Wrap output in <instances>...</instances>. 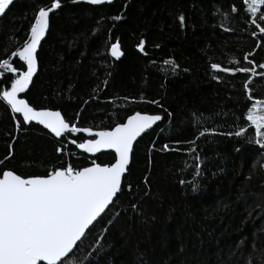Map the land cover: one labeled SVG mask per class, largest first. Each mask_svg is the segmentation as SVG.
<instances>
[{"label": "trees", "instance_id": "16d2710c", "mask_svg": "<svg viewBox=\"0 0 264 264\" xmlns=\"http://www.w3.org/2000/svg\"><path fill=\"white\" fill-rule=\"evenodd\" d=\"M51 3L15 0L6 10L0 18V60L10 58L15 67L25 69L11 52L27 38L38 7ZM233 5L236 13L230 12ZM181 12L183 28L176 18ZM121 14V20L112 19ZM249 19L243 0H113L102 5L62 0V8L50 14V28L38 49L37 73L21 96L38 109L59 110L69 122L93 130L111 128L136 111L163 117L135 142L127 175L134 189L139 187L132 203L144 196L148 178L150 195L139 204L144 216L133 215L130 209L121 212L101 238L103 250L99 245L93 249L111 218V213L102 214L79 246L78 259L92 252L88 264H137L143 253L148 264H233L237 258L230 253L243 237L245 256L252 251L253 233L264 225V217L257 210L247 218L245 209L256 200L252 193L264 191V149L254 143L255 129L247 114L254 104L264 107V87H256L264 79L253 78L249 97L244 83L250 73L210 68L211 63L232 68L264 63V47H256L258 41L264 45V35H250L258 30L245 22ZM117 38L124 53L119 59L108 51ZM140 39L146 41L147 55L137 48ZM253 50L249 60L255 63L249 64L243 56ZM165 60L179 65L178 74H172ZM13 78L11 73L0 77V90ZM152 100L163 108L144 102ZM17 119L22 118L0 100V159L12 144L13 157L6 167L18 174L44 175L52 165L64 166L68 151L74 167L87 166L91 159L113 160L110 151L88 156L71 145L60 155L55 149L63 138L35 123L17 133ZM240 127L246 129L245 135L227 134ZM205 129H215V134L199 137ZM12 136L17 137L14 142ZM71 138L82 141L86 136ZM193 140L196 153L190 154L187 149L193 145L187 142ZM165 144L180 150L163 151ZM197 154L202 161L198 177ZM180 180L186 183L181 185ZM241 190L246 201L237 199ZM128 195L124 193L121 204L129 203ZM262 246L264 232H258L257 248Z\"/></svg>", "mask_w": 264, "mask_h": 264}, {"label": "snow or ice", "instance_id": "6c2138e0", "mask_svg": "<svg viewBox=\"0 0 264 264\" xmlns=\"http://www.w3.org/2000/svg\"><path fill=\"white\" fill-rule=\"evenodd\" d=\"M80 0H72V3H79ZM90 5L111 4L113 0H85ZM15 0H0V18L6 14ZM246 6V13L250 19L245 21L250 26H254L258 31H251L252 37L264 35V0H243ZM126 7V5H125ZM62 8V0H52L50 6H41L36 10L33 20L30 23L27 38L21 47L11 52V57H18L26 65V70L15 67L10 58L0 60V77L7 73L13 74L10 86H5L0 90V100L6 102L11 112L19 114L22 119L15 121L14 129L17 133L25 125L36 122L49 130L56 138H63V142L55 151L64 155L68 146H75V149L93 156L103 151L111 150L113 160L110 163H98L96 159H91L88 166L74 167L70 157L72 152L68 151L69 159L62 161L64 166L52 165L44 175L18 174L17 171L7 168L6 162L13 157L12 144L8 145L7 156L0 159V264H88L92 257V252L77 258L79 246L88 237L91 228L99 223L98 218L103 219L102 214L107 216L111 213V218L100 233L93 245H101V238L108 231V227L120 219L121 212L128 213L129 209L133 215L144 216L139 207L140 202L150 195L148 178L145 177L144 196L132 203L133 195L139 193V187L134 189L131 182L127 181L130 175V163L134 150V143L146 130L152 129L153 125L161 121L163 117L159 114H147L140 111L129 115L126 122L116 123L113 127L93 131L91 127H78L76 123H71L65 119L59 110L48 108H36L27 99L21 98L20 94L26 93L33 82V77L38 69V48L41 46L49 28L50 13ZM238 9L233 5L231 13H236ZM123 18L116 15L112 19L119 21ZM181 28L185 27V15L179 13L176 17ZM259 21V22H258ZM223 27V25H221ZM225 31H232L225 28ZM146 41L140 39L137 48L141 53L145 52ZM159 47V45H156ZM257 48L264 47L259 41ZM111 57L119 59L124 55L121 50L119 38L112 43L108 49ZM246 53L243 60L249 64L255 62L249 60V56L254 54ZM165 66H171L173 75L178 74L179 65L174 60H165ZM256 67L264 69V63L254 67H222L220 63H211L210 68L216 72L223 73H250L251 75L244 83V89L251 97L252 89L249 84L253 78L259 76L264 79V72L258 73ZM185 72L188 69H184ZM213 79L220 80V76ZM105 85L107 81H104ZM257 89L264 87V84L256 85ZM124 99H129L125 97ZM156 104L163 108L158 100L144 101ZM88 101H85L87 104ZM264 103V102H261ZM164 111H167L166 109ZM169 117L171 113H168ZM79 113L77 114V120ZM247 121L255 129L254 143L264 149V107L257 108L254 104L249 109ZM88 133L91 138L79 141L71 138V134ZM206 134H215V129H205L199 132V137ZM229 136L241 137L246 134V129L240 127L234 133H227ZM14 142L17 137L12 136ZM252 139V138H250ZM180 141L176 144L180 145ZM193 145L187 149L190 154L196 153L193 140L187 142ZM163 151H179V147L169 149V145L163 146ZM239 151V149H237ZM197 161L196 176L201 175V163L199 155H195ZM264 170V169H262ZM251 179V176L246 178ZM184 185L186 181L180 180ZM264 188V184L261 185ZM198 186L192 182V191H197ZM127 192L128 204H121V198ZM256 197L252 206L246 207L247 218H251L254 212L264 217V191L252 193ZM247 197L244 191H240L237 199ZM119 209V210H117ZM107 210V211H106ZM131 218V217H129ZM95 222V223H94ZM264 232V225L257 232L253 233L251 249L247 256L244 247L247 237H243L236 244L235 249L230 253L237 259L233 264H264V246L257 248V233ZM143 253L137 256V264H148L143 259Z\"/></svg>", "mask_w": 264, "mask_h": 264}, {"label": "water", "instance_id": "95a60500", "mask_svg": "<svg viewBox=\"0 0 264 264\" xmlns=\"http://www.w3.org/2000/svg\"><path fill=\"white\" fill-rule=\"evenodd\" d=\"M80 1H82V2H85V0H80ZM86 3V2H85ZM51 14V13H50ZM39 49V48H38ZM25 66V69L24 70H26V65H24ZM38 70V69H37ZM35 76V75H34ZM22 94H24V93H22ZM22 94H20V96L22 95ZM21 98H23V99H25L23 96H21ZM51 110V109H50ZM55 111V110H54ZM137 112V111H136ZM135 112H133L132 114H134ZM141 113H145V112H141ZM132 114H130V115H132ZM147 114H149V113H147ZM19 115V114H18ZM129 116V115H128ZM127 116V117H128ZM127 117L125 118V120L123 121V122H126V119H127ZM123 122H121V123H123ZM32 123H35V124H37L36 122H32ZM158 123V122H157ZM40 126H42V125H40ZM155 125H153V127H154ZM43 127V126H42ZM44 128V127H43ZM45 129V128H44ZM47 130V129H46ZM150 130V129H149ZM49 133H50V131L49 130H47ZM93 131H96V130H93ZM148 130H146V132H147ZM51 134V133H50ZM82 134H84L85 136H86V139H88V138H91L90 136H89V134L88 133H82ZM144 134V133H143ZM142 134V135H143ZM51 135H53V134H51ZM141 135V136H142ZM54 136V135H53ZM56 138V137H55ZM140 138V137H139ZM138 140V139H137ZM135 144V143H134ZM80 151V150H79ZM107 151H110L111 152V150H107ZM80 152H82V151H80ZM103 152H105V151H103ZM83 153V152H82ZM84 154H86V153H84ZM86 155H88V156H93L92 154H86ZM97 154H95L94 156H96ZM88 166V165H87Z\"/></svg>", "mask_w": 264, "mask_h": 264}, {"label": "rangeland", "instance_id": "374dc122", "mask_svg": "<svg viewBox=\"0 0 264 264\" xmlns=\"http://www.w3.org/2000/svg\"><path fill=\"white\" fill-rule=\"evenodd\" d=\"M257 108H258V106H257Z\"/></svg>", "mask_w": 264, "mask_h": 264}]
</instances>
